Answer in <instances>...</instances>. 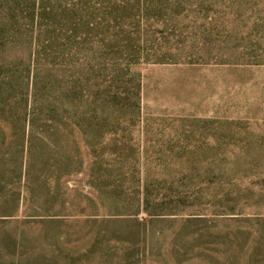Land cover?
I'll return each mask as SVG.
<instances>
[{"label":"rangeland","instance_id":"1","mask_svg":"<svg viewBox=\"0 0 264 264\" xmlns=\"http://www.w3.org/2000/svg\"><path fill=\"white\" fill-rule=\"evenodd\" d=\"M0 264H264V0H0Z\"/></svg>","mask_w":264,"mask_h":264},{"label":"trees","instance_id":"2","mask_svg":"<svg viewBox=\"0 0 264 264\" xmlns=\"http://www.w3.org/2000/svg\"><path fill=\"white\" fill-rule=\"evenodd\" d=\"M87 95L91 96L89 110L91 111L92 114H94V113H96V107H95L96 101L94 99H92V95L91 94H87ZM70 134H72V133L70 132Z\"/></svg>","mask_w":264,"mask_h":264}]
</instances>
